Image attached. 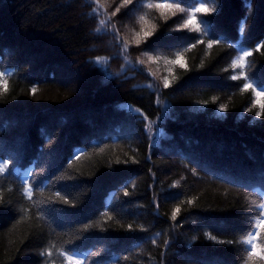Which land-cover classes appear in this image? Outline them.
Returning <instances> with one entry per match:
<instances>
[{
	"label": "trees",
	"instance_id": "obj_1",
	"mask_svg": "<svg viewBox=\"0 0 264 264\" xmlns=\"http://www.w3.org/2000/svg\"><path fill=\"white\" fill-rule=\"evenodd\" d=\"M149 2L0 0V264H244L264 116L242 87L264 84V0H218L205 32ZM181 52L186 68L166 63Z\"/></svg>",
	"mask_w": 264,
	"mask_h": 264
},
{
	"label": "snow or ice",
	"instance_id": "obj_2",
	"mask_svg": "<svg viewBox=\"0 0 264 264\" xmlns=\"http://www.w3.org/2000/svg\"><path fill=\"white\" fill-rule=\"evenodd\" d=\"M218 0H196V5L198 6H191L188 8L182 7L179 0H161V2H149L147 3L146 7L148 9H158L160 10L161 17L167 18V14L171 13L172 16H175L178 12L179 13H186V16L182 19V22L177 25V29H188L189 31L194 32H205V29L202 27V25H206L208 22L203 19H198L197 14H211L215 13L217 11L216 4ZM95 3L97 4V9H94V11L98 10L100 5V0H95ZM131 3V0H123V5H127ZM209 5H212L211 7ZM246 7L251 9V5L247 4ZM116 12L119 11V7L115 10ZM115 14V13H113ZM146 15L141 16L140 22L147 25ZM110 19V17H109ZM247 17L245 20L241 21L239 31L241 34L244 32V25L246 23ZM100 25H105V20H100ZM115 27V25H113ZM154 25H152V28L154 29ZM175 30V29H174ZM99 31V29H97ZM153 32L148 30L147 27L143 28L141 32H137L136 35V43L139 44L142 40H146L148 37L152 36ZM206 34V33H205ZM198 43H202L203 41L198 40ZM220 43L219 40H209L208 47L211 48L213 44ZM128 45L125 43L123 45V48L125 51H127ZM196 47L195 44L191 45V48ZM260 49H264V42L259 43L255 51H260ZM190 48H185L184 52L190 51ZM253 52L249 51L247 49L243 50L242 53L232 62L230 65L232 68H239L244 69L247 62V57L252 56ZM104 59V58H98ZM154 58L149 56V60H153ZM143 63V61H141ZM166 63L172 64V65H179L181 68H186V62L184 61V53H176L175 59L167 60ZM171 71V69H169ZM244 78L245 80H248V77L246 74L241 71L237 75H233L230 78L232 80H239L241 78ZM0 92H7L8 86H7V73L0 71ZM169 85V81L167 78L164 80V86L167 87ZM251 89L254 93V96L256 97L254 101V105H259L260 111L256 112V116H264V84L260 85V90H257L256 87L253 86V82L251 80H248L243 87L242 91H247ZM36 89L33 88L32 92L35 93ZM214 102V101H213ZM226 106H221L220 111H226ZM246 111H251V109H246ZM8 165L7 163L0 162V173H3L7 169ZM25 192L27 194L28 199L32 198V189L29 186L27 189H25ZM59 195V194H57ZM262 202L257 203L256 201H253V204L255 205L257 209V216L254 219L253 227L247 232V235L245 237H241L240 243L245 245V252L246 257L244 259V264H264V192H261ZM61 200H64V197H60ZM67 202V201H65ZM180 211L179 208L176 209V212L178 213ZM173 219H175V214L173 215ZM89 226H86V228ZM129 228H131V225H129ZM259 238V242H257V239ZM209 239L216 240V237L209 236ZM222 243V241H221ZM230 243V242H229ZM54 247V246H53ZM45 255L51 256V251L46 250ZM59 255L64 258V261L66 264H83V261L77 259L73 255H69L67 252H59ZM45 264H48L46 261Z\"/></svg>",
	"mask_w": 264,
	"mask_h": 264
},
{
	"label": "rangeland",
	"instance_id": "obj_3",
	"mask_svg": "<svg viewBox=\"0 0 264 264\" xmlns=\"http://www.w3.org/2000/svg\"><path fill=\"white\" fill-rule=\"evenodd\" d=\"M103 19H106V18H103ZM106 21V20H105ZM156 127V128H155ZM154 132H156V131H158L159 130V127H158V123L157 124H155V126H154Z\"/></svg>",
	"mask_w": 264,
	"mask_h": 264
}]
</instances>
